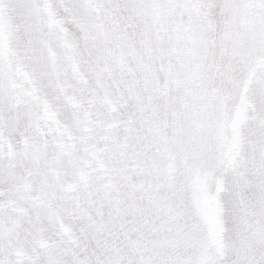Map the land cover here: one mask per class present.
<instances>
[{
    "label": "snow or ice",
    "instance_id": "snow-or-ice-1",
    "mask_svg": "<svg viewBox=\"0 0 264 264\" xmlns=\"http://www.w3.org/2000/svg\"><path fill=\"white\" fill-rule=\"evenodd\" d=\"M0 264H264V0H0Z\"/></svg>",
    "mask_w": 264,
    "mask_h": 264
}]
</instances>
